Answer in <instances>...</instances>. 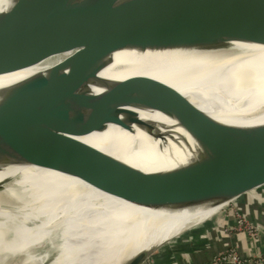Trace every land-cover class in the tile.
<instances>
[{
  "label": "water",
  "instance_id": "1",
  "mask_svg": "<svg viewBox=\"0 0 264 264\" xmlns=\"http://www.w3.org/2000/svg\"><path fill=\"white\" fill-rule=\"evenodd\" d=\"M146 1L152 10L140 11L138 3L119 0H0V75L62 56L47 69L0 87V169L50 168L139 206L171 214L203 213L230 203L211 234L202 239L210 240L206 249L215 243L234 245L244 235L264 229V124L227 125L219 132L209 114L191 105L190 111L185 99L176 95L161 103L194 132V144L182 151L174 167L146 171L110 155L81 156L88 146L75 136L101 131L111 123L127 129L138 124L153 139L163 135L158 122L143 119L135 111L154 109L147 97L151 90L144 83L147 80L131 81L128 86L141 93L97 91L92 86L103 83L99 74L116 50L140 46L205 52L215 51L228 40L264 45V0H197L204 6L196 12L187 6L194 0ZM226 11H233L238 22L244 21V29L223 32V25L230 22ZM220 18L221 28L211 29V23ZM212 31L213 38L208 35ZM254 64L238 61L234 70L250 71ZM45 198L46 204L52 203ZM256 212L262 216L253 218ZM133 221L137 233L132 245L125 247L123 256L113 255L108 264H156L168 256L177 257L179 252L171 245L185 231L131 256L132 249L157 233L149 221ZM248 221L256 225V231L248 230ZM126 228L92 234L88 241L92 247L102 240L103 250ZM55 236L53 232L41 244L28 246L32 254L44 257L42 264L59 256L60 248L52 242ZM72 249L60 264L76 261L77 249Z\"/></svg>",
  "mask_w": 264,
  "mask_h": 264
},
{
  "label": "bare ground",
  "instance_id": "2",
  "mask_svg": "<svg viewBox=\"0 0 264 264\" xmlns=\"http://www.w3.org/2000/svg\"><path fill=\"white\" fill-rule=\"evenodd\" d=\"M119 1L136 2L140 11L152 10L147 7L146 0ZM187 6L196 12L204 3L194 0ZM226 13L230 22L223 25V32L238 33L244 29L245 22H238L233 11ZM147 14L155 15L154 12ZM221 23V18L214 20L211 29L217 31ZM215 31L208 35L212 37ZM222 45L215 51L190 53L140 46L116 50L99 74L103 83L92 86L98 87L97 91L111 88L141 93L128 86L131 81L147 80L144 83L151 89L147 97L154 109L135 111L143 119L158 122L159 132L163 135L153 139L138 124H131L127 129L111 123L101 131L75 136L88 146L81 150V156L99 159L101 154L110 155L146 171L174 167L183 157L182 151L194 144V132L184 127L172 110L165 109L161 103L163 99L170 100L176 95L185 99L190 111L191 105L198 112L209 114L219 125V132L227 125L264 124V45L236 40H228ZM61 57L0 75V87L45 70ZM238 61L254 62L255 69L236 71ZM9 179L17 181L10 183ZM45 197H49L52 203L46 204ZM227 205L222 203L203 213L183 211L171 214L139 206L80 178L50 168L37 165L1 168L0 264H42L44 257L32 254L28 246L41 244L42 239L53 232L56 233L53 245L60 249L59 256L50 264H60L61 258L72 248L77 249L74 253L76 261L67 264H108L113 255L121 257L126 254L125 247L131 246L136 238L133 219L149 221L156 226L153 230L157 233L140 247L132 249L131 256L173 238ZM247 225L248 230L256 231V225L249 222ZM124 226L127 227L125 232L109 240L107 248L102 250V240L91 247L87 236ZM72 236L74 238L69 239Z\"/></svg>",
  "mask_w": 264,
  "mask_h": 264
},
{
  "label": "crops",
  "instance_id": "3",
  "mask_svg": "<svg viewBox=\"0 0 264 264\" xmlns=\"http://www.w3.org/2000/svg\"><path fill=\"white\" fill-rule=\"evenodd\" d=\"M226 209V207L223 208L221 211L203 222L192 226L185 230V232L183 231L184 233L181 232L183 233L181 234L182 236L177 242H174L171 245V248L176 249V251L179 252L177 257L168 256L164 258V260L157 261L156 264H213L216 255L228 246V248L236 246L239 253L246 258H258L264 256V229L252 233L251 235H244L239 241L235 242L234 245L232 243V245H218V243H215L212 247L206 249L211 244L210 240L202 238H207V236L211 234V230L214 228L215 224L223 218ZM259 215L260 214L256 212L253 215V218H259ZM248 222L252 224V221ZM258 225H260V223ZM188 252L190 253L188 256H181L182 253L185 254ZM262 264H264V262Z\"/></svg>",
  "mask_w": 264,
  "mask_h": 264
},
{
  "label": "built area",
  "instance_id": "4",
  "mask_svg": "<svg viewBox=\"0 0 264 264\" xmlns=\"http://www.w3.org/2000/svg\"><path fill=\"white\" fill-rule=\"evenodd\" d=\"M258 232V231H256ZM264 256L258 258L243 257L236 246L220 252L213 261V264H262Z\"/></svg>",
  "mask_w": 264,
  "mask_h": 264
},
{
  "label": "rangeland",
  "instance_id": "5",
  "mask_svg": "<svg viewBox=\"0 0 264 264\" xmlns=\"http://www.w3.org/2000/svg\"><path fill=\"white\" fill-rule=\"evenodd\" d=\"M228 205H229V204H228ZM228 205H227V206H228ZM227 206H226V208H227ZM254 233H256V232H254ZM53 253H54V252H53ZM16 261H17V259L15 260V262H16ZM48 262H49V261H48Z\"/></svg>",
  "mask_w": 264,
  "mask_h": 264
}]
</instances>
